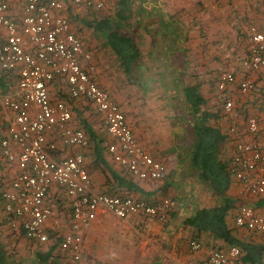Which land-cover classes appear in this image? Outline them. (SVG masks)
I'll use <instances>...</instances> for the list:
<instances>
[{
	"label": "crops",
	"instance_id": "obj_1",
	"mask_svg": "<svg viewBox=\"0 0 264 264\" xmlns=\"http://www.w3.org/2000/svg\"><path fill=\"white\" fill-rule=\"evenodd\" d=\"M6 1L9 5V13L14 18H19L25 0L21 3L17 13L14 11L17 0ZM162 1L160 3L159 0H152L148 6L143 4L149 10V14L145 12L146 15H143V19L137 20L132 25L135 38L140 41L146 39L145 43L149 44L148 36L158 33L156 31L160 24L157 20L162 17L165 21L160 27L161 30L163 27L162 32L166 25H169L166 30L167 35L165 33V45H167L163 50V54H166L165 58L168 61H171L173 57L182 58L183 61L188 59V63L185 61L182 67L176 65L170 67L172 69L171 86L174 89H179L177 87L179 79L187 73L186 70H183L185 66V68H189L188 74L191 73L190 75L196 78L197 83L200 84L202 94L212 97L215 94V84L219 73L229 70L234 74V82L227 85L224 94L236 103L239 117V114L250 107L256 98L252 93L241 94L238 89L239 82L248 78L253 80L260 89L264 85V73L249 70L243 64V60L248 54L250 28L255 27L264 34V0ZM156 7L160 8L161 13L154 10ZM150 16H153V19ZM145 23L146 25H144ZM153 26L154 28H152ZM173 26H177L182 33H175ZM93 33L95 38L92 41L90 38H85L88 41L84 40L78 33L83 43L85 42V49L90 53L93 78L98 85L107 89L113 100L119 104L137 142L154 159L163 164V174L158 179H141L131 175L127 167L117 163L106 148L107 142L115 143L116 140L105 131L108 134L106 136L109 137L106 139L96 129L94 121L92 122L86 117V113L81 114L80 112H77L79 119L76 121L71 119L69 124L71 127L84 130L88 137V145H63L60 142L58 130L54 129L45 134L47 145L53 143L55 146L50 150L51 156L60 159L70 154H81L92 192L110 195L108 190L109 184H112L110 172L114 170L131 178L139 188L136 191H124L123 193L126 195L144 198L151 203L158 202L164 197H171L175 200V206L168 211L164 220H157L139 213L119 218L111 212L99 208L91 224L83 231L82 264H210L208 256L214 249L212 240L206 236L194 238L193 229L185 224V219L192 215L196 208L213 205L215 198L199 180L182 174L183 164H180L178 160L180 148L177 145L184 124L175 122V118L167 117L169 113L168 110L163 109L164 102L162 100H148L147 105L146 103L140 105L138 102H133V96L129 93L135 91V85L139 84V77L138 81L128 78L105 40L95 31ZM83 36L86 37V35ZM174 37H178L180 43L177 51ZM24 43L26 47H30L27 39L24 40ZM143 52L145 50L141 53L140 62L143 56L147 58V55L144 54H148V52ZM146 67L147 65H145ZM141 68L142 65L137 73L139 76H143L145 72ZM0 73V89L4 92H11L8 91L9 81L13 78L12 73L16 77L17 72L0 71ZM6 74L7 76H5ZM147 76L145 81L152 83V80H148ZM52 85L54 87L55 83H51L50 88ZM212 100L215 98L212 97ZM89 103L91 104V102ZM91 106L100 115L102 127L106 130L101 114L92 104ZM239 108H242V111H239ZM0 113H2L1 110ZM219 121V127L225 131L228 126L227 119ZM5 123L0 117V137L6 135ZM94 140L99 141L102 147L104 146V162L98 161ZM77 148L82 150L78 149L77 151ZM16 172V164L5 160L0 155L1 191L9 186ZM115 189L117 188L115 187ZM117 190L122 192L121 189ZM228 192L240 201L239 206L233 208L226 216V223L232 234L244 241L264 244V233L235 224V216L241 205H252L261 213H264V207L257 208L254 204L257 199L244 194L239 181L235 178L232 179ZM44 202L50 209V216L45 224V230L49 235L47 243L49 247L52 245L58 251L57 256L54 257V264H63L68 253L61 251L59 242L70 229V198L64 187L53 184L49 188ZM2 205L3 200L0 196V208ZM10 220L11 218L0 210V241L6 249L19 236H23L10 227ZM192 241L198 242L199 247L193 248ZM218 244L225 246L222 241Z\"/></svg>",
	"mask_w": 264,
	"mask_h": 264
},
{
	"label": "built area",
	"instance_id": "obj_2",
	"mask_svg": "<svg viewBox=\"0 0 264 264\" xmlns=\"http://www.w3.org/2000/svg\"><path fill=\"white\" fill-rule=\"evenodd\" d=\"M68 3L99 9L105 0H25L19 18L9 13L6 0H0V71L17 72L14 92L0 89V110L7 113L6 135L0 137V155L14 162L17 172L9 186L1 191L3 205L10 227L25 237L46 243L49 235L45 224L50 209L45 197L53 184L64 187L70 198L71 225L62 236L59 248L68 253L66 264H82L83 231L102 208L119 218L130 214L164 220L175 200L164 197L151 203L131 195L95 193L81 154L53 158L45 134L57 129L60 142L68 146H87L83 129L70 126L72 113L64 101L53 102L50 84L63 79L71 98L91 102L101 114L106 132L116 141L106 148L114 160L136 177L158 179L164 166L154 159L135 139L119 104L109 91L97 84L92 75L90 53L82 38L72 29L65 13ZM248 54L243 64L252 71L264 73V34L250 28ZM29 42L26 47L24 40ZM234 74L229 70L219 73L216 87L222 96L225 113L234 114L235 122L227 128L231 140V172L250 197L264 195V86L258 88L251 79L238 84L241 94L257 92V103L239 114L232 98L224 94ZM235 224L256 232H264V213L252 205H241ZM199 243L191 242L193 248ZM240 249H213L208 256L210 264H242L237 262Z\"/></svg>",
	"mask_w": 264,
	"mask_h": 264
},
{
	"label": "trees",
	"instance_id": "obj_3",
	"mask_svg": "<svg viewBox=\"0 0 264 264\" xmlns=\"http://www.w3.org/2000/svg\"><path fill=\"white\" fill-rule=\"evenodd\" d=\"M139 1L116 0L111 15L108 14L102 18L81 19L85 26L91 28L105 40L107 46L116 56L124 73L128 78L134 79V81L137 80V73L142 65L140 62L142 50L139 48V40L135 38L132 25L137 20L143 19L145 12L149 14V10L145 8L142 2L139 3ZM154 10L161 13L160 8L156 7ZM171 18L172 16L169 17L170 20ZM157 21L160 27L163 26V22L165 23L162 17H159ZM166 27L164 30H167L169 25L167 24ZM173 27L175 33L179 34L181 32L178 29L179 25L178 27ZM174 44L177 51L179 49L178 44H180L178 37H174ZM150 50H145V52L149 54ZM180 50H182L181 47ZM185 61L188 63V59ZM183 70H186L187 74L190 72L189 68H185V66ZM190 74L188 76L193 78ZM53 82L55 81L51 83ZM143 84L141 83L140 86L143 87ZM178 84L177 87L181 89L183 104H181L182 110H180V114L175 119H177V122L184 123L178 141L179 144L177 145L180 148L178 160L180 164H183L182 174L199 180L215 198L213 205L196 208L193 214L185 219V224L193 229L194 238L197 239L201 236L209 237L214 244L212 246L214 249H227L231 246H237L240 249L237 262L243 264H264V244L239 239L232 234L231 229L226 223L228 212L238 207L240 201L228 192L234 178L230 170L232 146L227 129L225 131L221 130L218 124L219 120L227 119V125L230 126L236 123V118L234 114L224 112L222 96L218 92L216 84L215 94L212 95L215 100L202 94L200 84L197 83L196 78H193L187 84H183L180 77ZM253 94L256 97L253 102L257 103L258 93L255 92ZM250 107L247 109H250ZM235 110H238L236 106ZM239 111H242V108ZM94 146L98 155V161L104 162V146L102 147L101 143L96 140H94ZM110 174L112 177V184H109L108 188L110 195H126V193H123L126 190H139L131 178L114 170ZM130 174L133 175L131 172ZM115 187L121 189L122 192H119ZM255 198L257 199L254 203L255 206L257 208L264 207V195ZM21 234L23 235V233ZM25 238L28 239L27 237ZM30 241L37 244L47 243ZM220 241L225 246L219 245ZM56 254L57 252H55V248L52 245L46 249L35 250L33 264H54ZM67 258L63 264H66ZM0 264H22L17 257L4 247L1 241Z\"/></svg>",
	"mask_w": 264,
	"mask_h": 264
},
{
	"label": "rangeland",
	"instance_id": "obj_4",
	"mask_svg": "<svg viewBox=\"0 0 264 264\" xmlns=\"http://www.w3.org/2000/svg\"><path fill=\"white\" fill-rule=\"evenodd\" d=\"M139 1V0H138ZM152 0H140L142 4L150 5ZM23 0H17V5L14 8V11L17 13L19 11V8L21 6V3ZM116 0H105L104 6L99 9L89 8L85 6H78L68 3V9L65 13H67L70 22L72 24V29L74 32L78 33L82 36V38L86 41H88L85 38H90L94 40L95 34L93 33V30L87 26H85L84 23H82L81 19H91V18H102L105 15H111L112 9H114V4ZM159 2H163L162 0H159ZM151 19H153V16H150ZM149 20V19H148ZM154 28V26L152 27ZM160 28V27H159ZM157 29L156 34H153L152 36H148V39L150 40V43H145L146 39L139 40V48L140 50H149L151 49L149 54L147 55V58H144L141 61L142 64V71H145L143 76L137 75L140 81L139 84H136L135 91L133 93H129L131 96H133V102L144 105L148 104V100H162L164 102V110H168V116L176 118L180 114L181 104H183L182 99V93L181 89H174L170 82V74L172 73V69L170 68L172 65L180 66L182 67L185 61H183L182 58H172L171 61H168L165 58V55L163 54L164 46L166 44V35L167 32L164 30L162 32L161 28ZM162 33V34H161ZM166 33V35H165ZM83 35H86L83 36ZM85 44V42H84ZM85 47V45H84ZM86 48V47H85ZM155 50V51H154ZM159 54H155V53ZM144 53V52H143ZM174 56V55H173ZM145 65L147 67L145 68ZM141 71V70H140ZM147 71V73H146ZM1 74V73H0ZM13 74V78L11 81H9V87L8 91L13 92L16 88V80L17 75L15 77V74ZM148 75V76H147ZM7 76V74L5 75ZM152 80L146 82L145 79ZM8 78V77H7ZM154 78V79H152ZM193 78H190V76L185 73V75L181 76V81L183 84H187L189 81H192ZM55 85L50 88V95L52 97V101H64L66 106L70 109L72 113V121H76L79 119V115L77 112H80L81 114L86 113V117L94 121L96 129L106 138L109 137L106 136L108 134L105 133L106 130L102 127V121L100 118V115L95 111V109L91 106V104L85 100V99H73L69 96L67 92V84L65 81L56 80ZM141 83L143 84V88L140 86ZM148 84V85H147ZM59 90V91H58ZM54 91V92H53ZM83 108V109H82ZM170 111V112H169ZM7 113L4 112L0 113L1 120L6 122ZM177 122V119H175ZM181 123L180 121H178ZM73 123V122H72ZM186 123V122H185ZM6 124V123H5ZM76 122L74 123V125ZM184 124V123H181ZM91 141V140H90ZM82 150L81 148H77ZM243 204V203H242ZM25 239V240H24ZM14 244V246H13ZM48 243L46 244H37L33 241H30L23 236H19L17 240L14 243H11L10 246L7 247V250L11 252L15 257H17L22 264H33L34 259V252L35 250H42L46 249L48 247ZM55 252H58L55 250Z\"/></svg>",
	"mask_w": 264,
	"mask_h": 264
}]
</instances>
